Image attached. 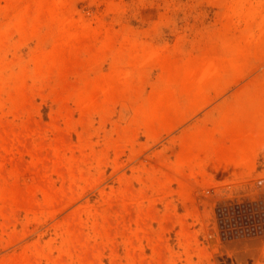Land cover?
Instances as JSON below:
<instances>
[{
    "label": "rangeland",
    "instance_id": "374dc122",
    "mask_svg": "<svg viewBox=\"0 0 264 264\" xmlns=\"http://www.w3.org/2000/svg\"><path fill=\"white\" fill-rule=\"evenodd\" d=\"M0 264H264V0H0Z\"/></svg>",
    "mask_w": 264,
    "mask_h": 264
}]
</instances>
